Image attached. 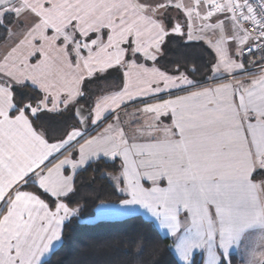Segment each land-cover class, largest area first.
Listing matches in <instances>:
<instances>
[{
    "label": "crops",
    "instance_id": "crops-1",
    "mask_svg": "<svg viewBox=\"0 0 264 264\" xmlns=\"http://www.w3.org/2000/svg\"><path fill=\"white\" fill-rule=\"evenodd\" d=\"M232 2L24 0L20 10L35 17L36 33L13 40L0 71V264H44L52 257L75 215L65 203L75 177L100 159L119 161L111 180L130 197L100 205L86 222L142 216L175 241L180 264H189L202 242L204 264L238 258L246 244L255 249L264 237V181L254 179L264 170V67L248 71L245 50L253 41ZM191 19L187 38L213 51L212 67L222 75L197 81L157 66L169 29ZM128 63L119 91L91 101L88 132L74 125L51 142L24 111L12 115L14 88L29 85L43 94L33 116L42 109L74 112L97 88L85 92V81ZM52 72L61 76L52 81ZM43 75L51 81H41ZM118 115L145 123L105 132ZM30 180L55 200L54 208L23 189ZM184 213L188 222L181 224ZM263 244L264 238L258 252Z\"/></svg>",
    "mask_w": 264,
    "mask_h": 264
},
{
    "label": "trees",
    "instance_id": "trees-1",
    "mask_svg": "<svg viewBox=\"0 0 264 264\" xmlns=\"http://www.w3.org/2000/svg\"><path fill=\"white\" fill-rule=\"evenodd\" d=\"M14 19L9 14L4 21H0V43L10 35ZM247 57L264 59L262 53ZM214 62L215 55L205 43H186L180 37L170 36L163 54L157 60V66L171 74H177L183 68L194 67L199 77L194 80L203 81L212 70ZM108 76L96 78V82L86 84V88L96 85L101 94L105 91L104 84L115 80L114 84L120 85V74L118 79ZM13 100L16 108L12 115L24 111L36 129L44 132L51 142L63 140L68 131L78 125L73 111L62 115L41 112L33 116L31 110L40 106L43 94L29 85L14 88ZM79 103L89 109L94 107L93 102L87 103L85 99ZM25 105L32 107L26 108ZM119 172V161L109 162L104 159L94 161L78 172L74 189L65 201L75 215L64 225L61 247L44 264H180L174 254V241L163 237L156 226L142 216L135 215L117 221L86 222L96 217V210L100 205L118 204L129 199L124 184L116 185L110 178ZM254 179L264 181V170L256 172ZM23 189L34 193L50 208H54L55 200L31 180ZM229 258L227 261L223 257L221 264H239L235 255ZM189 264H204V260L196 253Z\"/></svg>",
    "mask_w": 264,
    "mask_h": 264
},
{
    "label": "rangeland",
    "instance_id": "rangeland-1",
    "mask_svg": "<svg viewBox=\"0 0 264 264\" xmlns=\"http://www.w3.org/2000/svg\"><path fill=\"white\" fill-rule=\"evenodd\" d=\"M24 3V0H20L19 2H17L16 4L5 8L3 10L0 11V21H4L5 17L9 14H12L15 19H14V23L12 25V27L10 28V36L11 39L8 42H1L0 43V71L3 69L2 67V62L7 61V59L9 58V56H12V51H13V45H14V41L16 40V38L19 37V35L21 33H31V34H35L36 31L34 30L33 27V23H34V16L30 15L29 11L26 10H20V6L21 4ZM188 23V20L185 21V23L178 22V24L176 25L175 28L169 29L171 36H176V37H180L182 38L186 43H190L191 41L187 38L188 36V30L189 28L194 25V20L191 19L190 24L188 26H186ZM32 28V29H31ZM180 35V36H178ZM95 39V38H94ZM93 40V39H92ZM94 41V40H93ZM92 42V41H91ZM88 43V41L85 42V44ZM101 44H106V41L102 40L100 42ZM230 47L232 48H238V44L237 42H234L233 44H231V42L229 43ZM253 44V43H252ZM262 55L264 56V51L262 52ZM132 60H135L137 62L141 63V59L140 56L138 54H132ZM261 60V61H260ZM250 68L248 71L252 72V71H256V68L262 66L264 67V59H253L250 60ZM194 67L191 68H183L182 70H180L183 74H186L187 76L193 78V79H199V77L197 76L196 72H194L192 69ZM11 69V67H10ZM129 69V63L128 64H124L121 66H117L115 68H113L112 70H109L107 72L102 73L101 75H99V78L101 77H105V76H112L116 79H118V74H120L119 78L122 79L120 85L118 84H114L115 80H113L112 82H109L107 87L104 88V93H99V87L96 88V90L94 91V96H90L91 94H89V96L87 95V99H85L87 101V103L94 101L96 99H98L101 95L105 94V93H114V91H119L120 87L122 86V84H125L124 82L126 81V73ZM117 73V74H116ZM196 74V75H195ZM216 75H222V73L219 71V67H212V70L210 71V73L207 74V77H212V76H216ZM60 73L56 74L55 72H52L51 77H52V81H54L55 79L59 78ZM108 76V77H109ZM43 82L47 81L50 82V77H46L43 75L42 80ZM96 82V80H92L88 79V81H85L84 84H94ZM118 85V86H117ZM87 91V88L85 89V92ZM95 97V98H94ZM42 102V101H41ZM40 102V104H41ZM26 108H31L32 106L30 105H25ZM75 109V107H74ZM42 112H47L49 113V111L42 109ZM135 111H133L132 113H134ZM36 115V113H34ZM62 115V113L60 114ZM141 118L139 119H135V118H130V119H126L125 115H118L116 116L109 124L108 127L106 128L105 132H117L119 130L122 129V127L120 125L123 124H133L136 121H138L140 124L141 123H145L143 120H141ZM157 119V118H156ZM127 120V121H125ZM154 125L153 126H157L158 121H154L152 122ZM152 123H150L152 125ZM135 131H138L137 129H135ZM130 132H134V130L130 131ZM47 133V130H46ZM48 135H49V131H48ZM111 179L114 180L113 175L110 176ZM186 222H188L186 213L182 214L180 216V223L181 224H185ZM263 236H259V240H258V244L255 247V249L252 251L249 249L248 245L246 244L244 249H242L241 253L238 255V259H239V264H243V261H246L245 264H264V259L262 258V255L264 252L259 251V246H260V242L263 240ZM176 240V239H175ZM175 242V241H174ZM204 242L199 244V251L197 252L198 254L201 253L202 256V251L205 252V244H203ZM264 246V244H263ZM256 252V253H255ZM255 253V254H254ZM227 261L230 260V258H226Z\"/></svg>",
    "mask_w": 264,
    "mask_h": 264
},
{
    "label": "built area",
    "instance_id": "built-area-1",
    "mask_svg": "<svg viewBox=\"0 0 264 264\" xmlns=\"http://www.w3.org/2000/svg\"><path fill=\"white\" fill-rule=\"evenodd\" d=\"M232 11L241 18L242 26L253 44L245 50L247 56L264 51V0H233Z\"/></svg>",
    "mask_w": 264,
    "mask_h": 264
},
{
    "label": "water",
    "instance_id": "water-1",
    "mask_svg": "<svg viewBox=\"0 0 264 264\" xmlns=\"http://www.w3.org/2000/svg\"><path fill=\"white\" fill-rule=\"evenodd\" d=\"M19 1L20 0H0V11L16 4ZM192 70L196 72L195 68ZM74 117L76 118L81 129L85 132H88L90 128V119L92 118V111L85 105L78 104L74 109Z\"/></svg>",
    "mask_w": 264,
    "mask_h": 264
}]
</instances>
